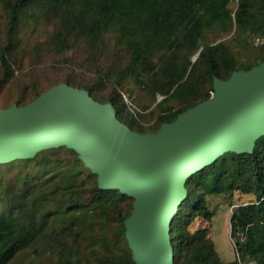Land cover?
<instances>
[{
  "label": "trees",
  "instance_id": "trees-1",
  "mask_svg": "<svg viewBox=\"0 0 264 264\" xmlns=\"http://www.w3.org/2000/svg\"><path fill=\"white\" fill-rule=\"evenodd\" d=\"M0 1L10 11L6 42L0 41L4 81L14 74L10 59L19 45L18 28L27 15L38 21L45 15L60 19L61 29L55 36L60 52L69 46L70 36L84 37L88 44L98 45L104 42L105 36L114 34L117 45L130 54V62L125 69L119 70L118 79L131 76L147 85L153 98L158 94L164 96L159 107L169 101H177L180 105L177 110L172 106L164 107L151 132L209 98L214 92V77L228 79L233 71L249 69L264 60V47L249 64L238 63L225 43L201 48L205 28L232 25L231 0ZM235 22L239 28H251L254 34L264 37V0H239ZM258 42L263 43L264 39L259 38ZM198 52L193 63L191 55ZM157 57L159 61H154ZM112 75L117 76V73ZM62 82L89 90L98 101L112 102L120 120L136 131L147 132L133 113L126 115L127 103L116 82L106 101L95 95L93 85L74 77L66 76L50 87ZM47 89L35 87L16 103L26 104ZM65 149L75 157L73 164L61 168L60 173L38 181H20V187L8 183L5 188L3 200L7 203L0 207V264H8L17 252L34 244L46 223L41 221L44 210L60 205H65L60 214L73 226H79L77 232H72L76 235L89 231L91 238L106 241L109 227L118 223V235L126 244L123 259L126 264H136L125 236V219L131 213L134 199L117 189H101L97 175L83 164L78 153L68 147ZM42 152L20 160L34 159ZM186 188L187 197L179 206L170 229L174 264H226L209 230L204 227L191 231L190 226L200 215L206 220L212 219L206 194L233 190L255 195V201L235 211L232 221L247 226L259 241L260 250L248 254V258L264 264V135L257 139L253 153H225L191 175ZM241 252H244L242 248Z\"/></svg>",
  "mask_w": 264,
  "mask_h": 264
},
{
  "label": "water",
  "instance_id": "water-1",
  "mask_svg": "<svg viewBox=\"0 0 264 264\" xmlns=\"http://www.w3.org/2000/svg\"><path fill=\"white\" fill-rule=\"evenodd\" d=\"M213 94L139 132L110 101L58 83L23 105L0 107V164L68 147L97 175L101 189L134 199L125 236L136 264H174L170 229L194 173L228 152H254L264 135V60L214 77Z\"/></svg>",
  "mask_w": 264,
  "mask_h": 264
},
{
  "label": "rangeland",
  "instance_id": "rangeland-1",
  "mask_svg": "<svg viewBox=\"0 0 264 264\" xmlns=\"http://www.w3.org/2000/svg\"><path fill=\"white\" fill-rule=\"evenodd\" d=\"M238 3L239 0L230 1L229 7L233 15L230 27L218 24L205 28L201 48L205 45L225 43L238 63L249 64L263 49L264 42L258 40L264 37L254 34L251 28L241 29L236 25ZM9 23L10 11L3 1H0V41L3 43L6 42ZM60 29V19L55 15H45L40 21L28 15L23 18L18 28L19 45L17 44L10 59L14 74L8 80L4 81V70L0 62V107L16 103V100L35 87L47 89L66 76L93 85L96 88L95 95L102 101L108 100L116 82L127 103L126 115L133 113L147 132L152 131L164 107L172 106L177 110L180 106L177 101H169L159 107L158 104L164 96L158 94L153 98L150 88L131 76L118 79L119 70L125 69L130 62V54L117 45L114 34L105 36L104 42L98 45L88 44L86 38L73 35L69 38V46L60 52L55 42L56 33ZM198 55L199 52L191 55L193 63ZM159 59L160 57H157L154 61ZM113 72H116L117 76L112 75ZM74 157L65 147H60L44 151L27 161L17 159L0 164V207L7 203L3 200V193L8 183L19 186L20 181H38L55 175L60 173L61 168L72 165ZM54 183L55 181H52V184ZM205 196L208 210L212 211L213 217L206 220L201 215L197 216L190 230L206 227L226 264H257L256 261L249 260L248 254L260 250L259 241L247 226L232 221L235 211L241 205L255 201V195L233 190L208 193ZM125 206L127 207V204ZM64 207L65 205H60L44 210L41 221L46 223L41 235L30 247L17 252L8 264L127 263L123 259L126 244L124 238L118 235V223L109 227L106 241L91 238L89 231L76 235L72 232H77L79 226H73L72 222L60 214ZM241 248L244 252H241Z\"/></svg>",
  "mask_w": 264,
  "mask_h": 264
}]
</instances>
